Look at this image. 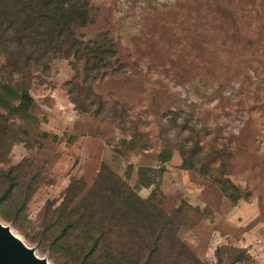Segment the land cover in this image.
<instances>
[{
  "label": "rangeland",
  "instance_id": "374dc122",
  "mask_svg": "<svg viewBox=\"0 0 264 264\" xmlns=\"http://www.w3.org/2000/svg\"><path fill=\"white\" fill-rule=\"evenodd\" d=\"M87 2L75 37L110 40L93 78L74 54L45 72L10 73L0 53V84L25 82L34 100L26 112L0 105L19 137L0 168L26 160L38 174L28 218L105 163L143 198L180 211L179 235L201 260L216 264L224 247L246 250L236 264H264V0Z\"/></svg>",
  "mask_w": 264,
  "mask_h": 264
},
{
  "label": "trees",
  "instance_id": "16d2710c",
  "mask_svg": "<svg viewBox=\"0 0 264 264\" xmlns=\"http://www.w3.org/2000/svg\"><path fill=\"white\" fill-rule=\"evenodd\" d=\"M35 2L0 0V53L5 56L1 69L45 72L53 57L74 54L85 63L86 80L93 78L98 55L106 52L110 40L83 42L75 37L76 24L87 18V0ZM33 101L27 83L9 79L0 84V105L10 111L26 112ZM77 105L79 112L91 110L90 105ZM16 140L0 112V163L8 161ZM37 178L30 175L26 160L0 168V218L53 264H208L180 237L179 210L167 211L150 197L143 198L105 163L91 184L72 178L61 200H48L33 221L27 205ZM215 256L216 264H236L248 257L244 249L224 247H218Z\"/></svg>",
  "mask_w": 264,
  "mask_h": 264
},
{
  "label": "water",
  "instance_id": "95a60500",
  "mask_svg": "<svg viewBox=\"0 0 264 264\" xmlns=\"http://www.w3.org/2000/svg\"><path fill=\"white\" fill-rule=\"evenodd\" d=\"M0 264H49L38 257L32 247L26 246L9 226L0 223Z\"/></svg>",
  "mask_w": 264,
  "mask_h": 264
}]
</instances>
